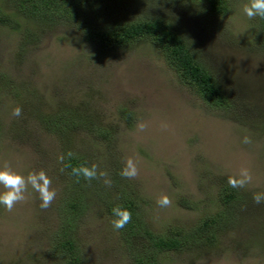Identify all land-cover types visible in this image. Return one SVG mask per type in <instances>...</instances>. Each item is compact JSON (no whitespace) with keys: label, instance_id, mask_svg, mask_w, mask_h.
I'll return each mask as SVG.
<instances>
[{"label":"rangeland","instance_id":"1","mask_svg":"<svg viewBox=\"0 0 264 264\" xmlns=\"http://www.w3.org/2000/svg\"><path fill=\"white\" fill-rule=\"evenodd\" d=\"M186 2H129L120 19H170L232 109L209 108L182 86L147 39L100 54L80 32L59 25L19 57L15 34L0 27V73L11 81L0 95V168L7 164L24 176L43 170L56 190L46 210L31 188L11 212L0 205V264L57 263L50 245L66 182L58 159L64 151L102 162L108 171L113 164L122 170L132 158L139 174L125 179L156 235L169 227L190 229L228 211L218 193L230 187L229 177L249 169L252 182L232 188L238 202L228 208L232 218L215 243L164 253L159 264H264V203L253 201L264 193V41L243 11L248 0H229V13L220 18L199 15ZM16 107L22 109L19 117L12 115ZM58 109L84 110L97 130L108 131L107 144L83 131L58 141L38 120ZM122 111L131 114V123L124 122ZM139 123L147 125L144 131ZM246 136L250 144L243 143ZM162 196L171 206H159ZM75 239L83 264H130L110 217L92 198Z\"/></svg>","mask_w":264,"mask_h":264},{"label":"trees","instance_id":"2","mask_svg":"<svg viewBox=\"0 0 264 264\" xmlns=\"http://www.w3.org/2000/svg\"><path fill=\"white\" fill-rule=\"evenodd\" d=\"M129 2L137 0H0V27L15 34L19 57L28 47L35 45L42 34L59 25L74 29L78 36L80 32L83 40L93 45L100 54L147 39L159 51L182 86L209 108L232 109L230 98L198 62L197 54L190 48L179 27L163 17L120 19L121 14L124 16L126 13ZM187 2L191 10L197 6L199 15L220 18L229 13V0ZM252 20L258 41H264V18L256 17ZM10 83L6 75L0 73V95L5 92L4 89H9ZM120 115L124 122L131 123L130 113L122 111ZM38 118L40 126L58 141L67 140L74 131H83L96 134L106 144L108 142V131L97 130L84 110L74 112L58 109L50 114H41ZM68 153L64 151V161L60 162L66 182L56 202L57 223L50 245L56 264H83L75 232L83 213L88 209L90 198L108 214L111 222L116 218L112 213L116 206L132 213L131 221L123 229H115L130 264H159V257L164 253L184 252L214 244L218 233L232 218L230 209L238 202L235 190L225 186L220 189L218 200L228 211L203 219L190 229L169 227L163 235H156L144 222L142 202L120 175L121 170L117 164H113L109 171L104 163L96 164L99 170L108 173L112 181L108 187L102 179L86 181L82 176H74L72 167L81 164L91 166L94 163L88 156L72 153L69 157ZM182 206L189 208L185 203Z\"/></svg>","mask_w":264,"mask_h":264},{"label":"clouds","instance_id":"3","mask_svg":"<svg viewBox=\"0 0 264 264\" xmlns=\"http://www.w3.org/2000/svg\"><path fill=\"white\" fill-rule=\"evenodd\" d=\"M243 11L249 19L256 17L264 18V0H248V3L243 6ZM12 115L15 117L21 116L22 109L20 107L14 108ZM137 127L140 131H144L147 125L139 123ZM251 142L250 137H244L243 143L250 144ZM67 155L71 157L73 154L69 152ZM58 159L63 162L64 155H61ZM71 171L77 178L82 176L86 181L102 179L105 186H111L112 181L108 173L99 170L96 164H92L91 166L81 164L72 167ZM138 174L139 169L136 162L132 158L127 159L120 175L123 178L134 179ZM252 179L251 171L247 168H242L238 176L228 178V185L234 189H242L250 184ZM51 185V178L43 170L32 171L27 176H24L6 164L3 168H0V186L4 189V191L0 192V205H3L7 211L11 212L18 203L26 199L29 188H31L39 196L41 201L40 208L46 210L51 206V203L56 197V190ZM253 201L257 205L264 203V193L255 194ZM157 203L160 207H169L172 202L169 197L162 196ZM112 213L116 217L112 221V225L116 230L123 229L132 219V213L123 209L121 206L114 207Z\"/></svg>","mask_w":264,"mask_h":264}]
</instances>
